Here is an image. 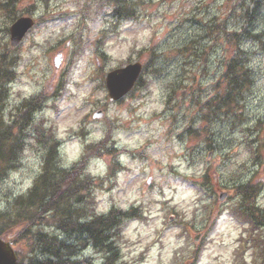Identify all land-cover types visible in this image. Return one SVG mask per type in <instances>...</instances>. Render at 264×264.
Here are the masks:
<instances>
[{
    "label": "rangeland",
    "instance_id": "rangeland-1",
    "mask_svg": "<svg viewBox=\"0 0 264 264\" xmlns=\"http://www.w3.org/2000/svg\"><path fill=\"white\" fill-rule=\"evenodd\" d=\"M99 1L14 0L7 5L0 0V52L10 49L8 29L13 22L37 20L18 48L10 49L17 61L16 80L5 86L0 112L4 120H14L24 101L44 102L30 118L33 136L26 138L20 162L0 178V213L12 217L14 200L27 194L40 174L44 148L33 129L43 125L47 131L51 126L62 141L58 163L71 169L85 157V175L99 180L93 188L96 212L141 207L147 218L129 222L118 233L113 264H172L180 248L189 249L178 254L185 264H191L185 258L197 248L199 264H234L241 227L226 211L215 227L208 223L228 208L231 201L221 203L217 196L221 191L230 194L231 177L251 159L245 141L254 137L247 131L258 123L264 126V3L247 16V0H130L138 19L118 23L113 34L111 8ZM95 12L103 14L97 17ZM106 35L107 40L99 42ZM150 51L157 56L152 62ZM230 58L247 69L251 84L236 98L234 112L223 114L216 104L227 84L224 65ZM136 61L147 64L146 86L110 103L104 74ZM101 111L102 118H92ZM109 135L106 147H116V153L97 157L87 151L90 145H104ZM257 138L264 142V128ZM258 144L262 162H248L244 181L262 187L257 205L264 209V143L253 146ZM116 158L120 166L111 168ZM73 173L81 177L82 168ZM208 173L216 203L212 211L200 214V197L186 179ZM170 213L175 217L168 221ZM182 220H195L197 230L191 231V224L190 232L179 228ZM44 232L67 238L55 226H46ZM199 242H205L203 249ZM13 246L20 256L30 251L26 241ZM80 248L78 264H105L104 249Z\"/></svg>",
    "mask_w": 264,
    "mask_h": 264
},
{
    "label": "trees",
    "instance_id": "trees-1",
    "mask_svg": "<svg viewBox=\"0 0 264 264\" xmlns=\"http://www.w3.org/2000/svg\"><path fill=\"white\" fill-rule=\"evenodd\" d=\"M16 1V0H15ZM252 5L257 6L261 0H250ZM14 0H7V5H12ZM119 2L118 0L110 1ZM124 0L115 10L114 14L120 18L128 19L133 16V5ZM122 9V10H121ZM249 10H247L248 12ZM236 44V38L233 37ZM156 58L152 55L150 60ZM16 59L10 49L5 47L0 52V97L5 96V86L15 78L14 68ZM226 70L223 79L234 88H238L247 77V71L233 59L226 62ZM247 79H245L246 82ZM228 85V84H227ZM233 89L231 88V93ZM231 94H228V103L232 101ZM32 100L24 101L17 110L16 119L10 120L6 124L3 114L0 112V178L9 170L15 169L24 151L26 138L33 136L28 131L30 118L41 107L42 98L34 103ZM225 102V101H224ZM227 103V102H225ZM22 112V121L19 114ZM34 127V131L39 138L40 146L44 148V155L40 174L35 178L34 184L27 194L14 200L15 213L6 218L4 213H0V236L11 237L12 241L18 243L26 241L30 251L27 255L19 256L18 264H78L75 260L78 248L91 246L101 252L104 249L109 255L115 254L114 246L119 232L127 219L138 217L134 215L135 210L123 212L121 210H111L106 214H96L93 188L97 182L95 178L85 175L83 160L69 170L63 169L58 163L60 142L52 133L53 128L45 131ZM87 151L102 154L107 152L102 144L87 147ZM86 161L87 158H82ZM82 168V176L73 173L76 169ZM66 178H70L66 181ZM67 184L62 187V183ZM242 203L248 207V200H252L254 195L253 187L248 186L243 191L238 189ZM255 217L256 224L264 227V215ZM46 226H55L66 235V239L59 240L58 237L44 232ZM41 227V228H40ZM256 227V226H255ZM13 236H10V232ZM16 235V236H15ZM15 236V237H14ZM74 237L71 241L69 237ZM14 237V238H13ZM253 263L264 264V239L257 234L253 239ZM80 248V249H81ZM200 255V249H195L188 259L196 262ZM241 257V255H238ZM107 262L111 261L108 256ZM86 264V261L81 262ZM245 264V263H244Z\"/></svg>",
    "mask_w": 264,
    "mask_h": 264
},
{
    "label": "water",
    "instance_id": "water-1",
    "mask_svg": "<svg viewBox=\"0 0 264 264\" xmlns=\"http://www.w3.org/2000/svg\"><path fill=\"white\" fill-rule=\"evenodd\" d=\"M33 21L22 18L15 22L10 28L11 45L16 46L25 32L32 26ZM141 65L135 63L125 68L114 70L105 75L106 87L111 101H116L131 90L139 76ZM17 257L10 243L0 239V264H16Z\"/></svg>",
    "mask_w": 264,
    "mask_h": 264
}]
</instances>
